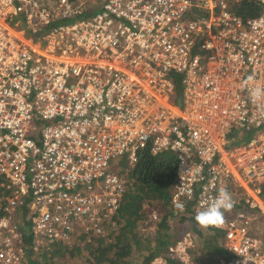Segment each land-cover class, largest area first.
<instances>
[{"label":"built area","instance_id":"obj_1","mask_svg":"<svg viewBox=\"0 0 264 264\" xmlns=\"http://www.w3.org/2000/svg\"><path fill=\"white\" fill-rule=\"evenodd\" d=\"M239 1L0 0V264H23L25 227L33 252L105 235L143 150L174 153L176 215L234 202L229 258L194 259L184 231L149 264H264V0Z\"/></svg>","mask_w":264,"mask_h":264},{"label":"trees","instance_id":"obj_2","mask_svg":"<svg viewBox=\"0 0 264 264\" xmlns=\"http://www.w3.org/2000/svg\"><path fill=\"white\" fill-rule=\"evenodd\" d=\"M258 1L240 0L233 3L232 8L242 17L256 15L262 9V4L257 3ZM175 82L176 91L172 100L181 105L179 77L175 78ZM236 136V131L231 132L229 140ZM176 168L174 153L166 151L152 155L148 150H143L135 165L127 170L128 180L125 190L117 211L111 220L105 223V235L93 234L83 244L50 242L37 252H33V237L28 227H25L23 264H52L53 261L61 263L65 258L75 260V264H135V251L140 252L141 250L145 251L141 264H149L154 257L159 255L167 256L168 248L184 232V230L171 232L173 225L179 227L180 222L185 220V217L176 215L170 206ZM260 196L264 201V183L261 186ZM236 207L245 209L242 202ZM153 209L159 213L160 217L158 216V220L154 221L155 228L147 230L153 233L151 240L150 236L141 237L139 225L149 220L148 213ZM227 216L225 214L224 219ZM190 220L193 224L191 228L195 231L192 234L199 240L198 245L191 248V255L194 259L209 263L218 258L230 257L222 244L223 230L218 227L204 229L197 225L194 217H190ZM169 222L172 224L170 225ZM22 224L26 226L28 221L24 219ZM173 262L176 261L173 260Z\"/></svg>","mask_w":264,"mask_h":264},{"label":"clouds","instance_id":"obj_3","mask_svg":"<svg viewBox=\"0 0 264 264\" xmlns=\"http://www.w3.org/2000/svg\"><path fill=\"white\" fill-rule=\"evenodd\" d=\"M250 98L255 103L264 99V87H254L250 90ZM234 202L226 189H220L218 195L207 204H202L195 214V221L201 228L219 227L224 222L226 211H230ZM181 237V235H180Z\"/></svg>","mask_w":264,"mask_h":264},{"label":"rangeland","instance_id":"obj_4","mask_svg":"<svg viewBox=\"0 0 264 264\" xmlns=\"http://www.w3.org/2000/svg\"><path fill=\"white\" fill-rule=\"evenodd\" d=\"M97 10L98 9H93V10H91V12H96ZM122 167L126 168V165L122 164ZM120 169H121V166L120 165H118V166L116 165L114 170L115 171H119ZM153 211H155V210L153 209L151 212H153ZM148 212H150V211H148ZM155 212L159 215V213L157 211H155ZM159 217H160V215H159ZM169 224L171 225L172 223L169 222ZM191 226H193L191 220H184V221L180 222V224H179L180 228L177 225H173V227L171 229V232L172 233H176V232H180V231L182 232L184 230V231H189V232L193 233L195 231L191 228ZM154 228H155V223L154 222H151L149 220L148 221L145 220L143 225H141V224L139 225V232H140L141 237H143V236H148L149 237L150 236V239L152 240L153 239V233L151 231H147V230L154 229ZM197 228H199V227H197ZM198 242H199L198 237H197V239H196V237H194L193 245L197 246ZM144 255H145V251L144 250H141L140 252L139 251L138 252L135 251V264H141V262L143 261ZM42 263H44V261ZM52 264H75V260L71 261L70 259L65 258V259H63L61 261V263H57V262L53 261Z\"/></svg>","mask_w":264,"mask_h":264}]
</instances>
